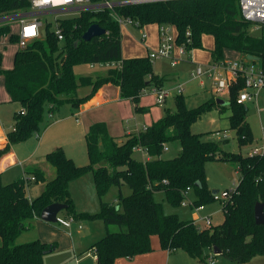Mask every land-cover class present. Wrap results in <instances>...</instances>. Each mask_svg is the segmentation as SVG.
Masks as SVG:
<instances>
[{
  "label": "trees",
  "instance_id": "trees-1",
  "mask_svg": "<svg viewBox=\"0 0 264 264\" xmlns=\"http://www.w3.org/2000/svg\"><path fill=\"white\" fill-rule=\"evenodd\" d=\"M30 6V0H0V15ZM114 11L138 21L141 28L171 24L176 30V44H185L190 51L204 49V37H211L213 45L209 51L214 62L224 61L225 52L232 50L259 57L264 68V25L260 34L251 32L253 25L244 18L240 0H160L119 5ZM111 13L109 9H86L59 19L62 40L48 23L44 37L16 51L14 66L9 70L1 68L0 50V73L4 75L10 101L20 104L13 114L15 130L7 132L8 142L0 149V156L9 152L11 145L39 131L46 111L53 115L65 103L79 109L107 84L117 86L120 97L133 102L135 112L150 111V107L140 105L141 97L151 88L161 89L165 78L154 73L148 53L124 57L122 28ZM94 23L105 28L106 33L84 40L83 34ZM8 32L9 26L0 27V41ZM82 64H110V68L105 75L78 76L75 68ZM83 87L89 91L81 95ZM243 87L240 79L230 88L227 106L220 105L216 95L217 98L213 96L190 108L184 95L178 93L175 110L165 109L164 115L145 129L120 138L110 134L105 121L93 123L85 136L88 164L77 165L63 148L57 147L46 154V161L55 171L52 179L47 180L39 167L26 170L35 177L34 181L44 182L43 190L34 199L27 195V181L32 176L9 183L0 179V264H44V256L57 249L56 243L39 238L18 243L17 239L34 220H41L42 210L54 202L67 204L65 213L75 219H101L107 226V234L91 246L97 255L96 264H115L118 258L152 251L153 236H157L162 248L181 249L196 260L207 261L215 247L228 260L240 264L264 254V223L257 224L255 219L256 204H264V155L225 151L222 141H203L202 134L191 128L207 110L216 105L227 107L231 110L230 127L239 144L252 142L248 107L238 102ZM174 140L181 143L180 153L163 159L165 144ZM137 148L143 149L150 159H137ZM209 160L230 161L241 178L222 202L224 221L201 229L194 220L166 213L155 193L163 191L172 203L182 204L186 189L194 188L196 208L215 200L207 186ZM87 174L92 175L100 198L96 213L78 211L71 197V182ZM123 186L130 188L129 194L123 193ZM112 187L119 190L116 200L104 201L103 196ZM111 225L117 229L110 230Z\"/></svg>",
  "mask_w": 264,
  "mask_h": 264
},
{
  "label": "rangeland",
  "instance_id": "rangeland-1",
  "mask_svg": "<svg viewBox=\"0 0 264 264\" xmlns=\"http://www.w3.org/2000/svg\"><path fill=\"white\" fill-rule=\"evenodd\" d=\"M76 15L77 13L70 11L45 13L41 15L40 17L44 22V25L41 28V37L45 36V29L48 23H50V29L53 30L57 26V19L73 17ZM15 27L18 28L19 26L15 25ZM145 28L147 29V27ZM250 30L254 35H258L260 33V30L254 27H252ZM141 31V28H127L126 26H123L122 41L124 57L136 56V54L139 53L137 52L139 49L141 50V53H146V45L148 42L146 43V41L144 42L141 40ZM151 34L154 35V31ZM203 42L205 46L204 49H194L192 54H189L188 57L185 56V58L175 66L171 64L168 58L160 57L152 59L154 73L165 78L162 89L170 92L165 102L159 104L157 103L155 95L151 91H146L145 95H150L152 97L151 99H153L155 104H157L156 108L160 110L161 115L159 118L164 115L165 109L169 108L172 111L175 110V97L178 94L177 87L179 85L184 87L183 95L185 97L187 106L190 108H195L208 101L213 96H216V94L212 91V78H210V76H203V85L200 83V78H195L193 76L199 64H205L209 61L210 63H213L211 53L209 51V48H211L213 45L212 38L205 36ZM1 43V68L4 70L12 69L14 66L15 53L20 48V45L9 40H2ZM243 57L244 56L240 53L227 50L224 54V61H234L236 59H242ZM109 68L110 64H97L94 67L82 64L76 66L75 72L78 76L105 75ZM214 75L217 78H225L226 72L223 70V68H218L216 71H214ZM81 90V92H84L87 90V88L83 87ZM219 98L224 101V103L220 105H228L229 96L227 94L222 95ZM10 100L11 96L6 88L4 75L0 73V124L1 129L6 134L12 129V123L14 121L13 114H15V112L20 109L19 103L12 102ZM246 106L248 107L247 120L250 124L253 134V140L248 144H239L238 139L236 138L235 130L231 129L230 127L228 116L230 115L231 110L227 107L221 108L216 105L212 109L204 112L202 116L191 125L192 131L194 133H201L203 141H222L221 146L225 151L235 153L240 152L244 155H247L254 148L260 147L264 143L262 129V127H264V89H261L259 92L258 107L254 100H249L246 103ZM67 108H69V104L65 103L60 107L59 110H55L53 115H51V112L46 111L44 113V121L40 124V130L34 132L26 140L13 144V147L17 153V157L23 162L22 165L9 168L0 175V179L3 183H9L22 177H31L32 174H28L26 172V170L30 167H39L42 170L44 169V167L48 164L46 161L47 151H49L48 149H54L52 146L51 148L50 146L49 148L43 146L32 159H27V157L29 156L30 152L39 146L41 139H38L37 133L39 132L42 135L47 123L53 121L55 122L56 120H60L62 116H65L67 114ZM67 115L71 116L70 114ZM79 122L80 124L83 123V120L80 117ZM135 123L136 121L133 120L130 125L135 126ZM140 123L142 124L143 122L140 121ZM65 133L64 126H62L58 129H55L54 131H51L49 133V138H59L63 140L62 135ZM75 149L77 165L88 164L89 156L85 136L83 137V141L76 143V145H72L71 147L67 146L68 153H73ZM180 150L181 143L178 140L170 141L165 144L161 156L163 159H171L177 156L180 153ZM134 152L136 158L142 156L141 152ZM51 177H48V179ZM90 177L91 175L89 174L87 177L73 182V191L71 197L76 208L79 206L85 207L89 213H96L100 209V198L93 179ZM240 178L241 174L236 171L235 165L230 161L209 160L206 163L207 186L210 190H232L238 184ZM27 182L28 194L30 197H32V199H34L43 190L44 182L40 180L34 181L31 179H29ZM123 190L124 192H129L130 188L125 186ZM117 196L118 188L112 187L103 196V200L112 202ZM155 199L162 202L164 211L166 213L176 214L180 219L183 220L195 219L196 223L201 229L209 227V225H207L205 221L201 219L203 217L211 216L212 226L218 225L224 221L225 215L223 211V203L219 200H212L205 203L201 207L193 208L191 205L184 206L182 204L172 203L167 198L166 193L163 191L155 193ZM195 199L196 192L193 188L189 191L187 197L184 198V200L187 202H193ZM60 215L63 218L67 217L65 211H61ZM78 224L83 226L81 230H78ZM104 227V222L101 219H76L75 224L71 228V232H73L75 238L78 239L77 246L86 248L92 239H96L104 234ZM109 229L116 230L117 227L111 225ZM69 233L70 231L68 229L62 228L55 224H50L44 221H33L32 226L22 232L20 240L31 241L35 238H39L40 240L48 243H56L57 249L47 253L45 256L46 264H72L71 262L72 260L74 262L75 258H73V244ZM153 238L157 239V236H153ZM215 259L217 264H240L228 260L222 254H219ZM201 264L211 263L209 262V259H207V261H203ZM246 264H264V254L255 256Z\"/></svg>",
  "mask_w": 264,
  "mask_h": 264
},
{
  "label": "crops",
  "instance_id": "crops-1",
  "mask_svg": "<svg viewBox=\"0 0 264 264\" xmlns=\"http://www.w3.org/2000/svg\"><path fill=\"white\" fill-rule=\"evenodd\" d=\"M159 26L160 25L153 24V25H148V26H144L141 28L142 31L147 33V38L145 41H146V43L147 42L148 43L146 45V53L145 54H147V53L149 54V51L151 49L158 46V43H159ZM126 27L128 28V27H134V26H126ZM145 27H147L148 30ZM173 29H174V32L176 34V30H175L174 26H173ZM14 30L16 32L18 30V28L15 27ZM122 30H123V27H122ZM259 30H261V29H259ZM153 31H154V35L151 34ZM148 33H150V34H148ZM149 35H150V37H149ZM147 40H149V41H147ZM12 41H14V40H12ZM1 42H2V39L0 41V50H1V44H2ZM14 42H16V41H14ZM140 51H141L140 49H139V51H137L139 53H137L136 56L145 55V54L141 53ZM193 51H194V49H193ZM193 51L190 54H192ZM133 54H135V53H133ZM242 55L244 56L242 59H245L246 57L248 58V56H245L244 54H242ZM186 57H188V55ZM170 62H171V60H170ZM256 62L261 64L260 59L257 60ZM209 63H210V61L205 63V64H209ZM201 85H203V84L201 83ZM151 90H152V88L149 89L148 91H151ZM88 91L89 90L87 88V90H85L84 92H81V95L86 94ZM212 91L214 92L213 79H212ZM183 92H184V90H183ZM183 92H182V94H183ZM145 94H146V92L142 95L141 100H140L141 106L150 107V111L145 112V113L144 112H140V113L135 112L133 102L130 99H122L120 97L119 88L115 85H112V84H107V85L103 86L96 93V95L94 97H92L86 103L82 104L79 107V109H75L69 104V108H67L66 112H67V114H70L72 117L66 114L65 116H62L60 120H56L55 122L54 121L50 122V124L44 128V133L42 134L43 136L38 132L39 133L38 139L39 140L41 139L39 146L37 148H35L32 152H30L27 159L28 158H30V159L34 158L36 153L43 146H46L47 148H49V146L51 148V146H52V148H54V149H56L57 147L63 148L66 155L68 157L72 158L75 161V163L77 164V161H76L77 157L75 155L76 149L73 151V153H68L67 146L71 147L72 145H76V143L83 141V137L86 136V132H87L89 126L95 122H98V121H105L108 124L110 134L113 136L119 137V138L126 135V134L138 133L139 131L145 129L153 121L157 120L161 115L160 110L158 108H156L157 104H155L154 100L151 99L152 97L150 95L146 96ZM219 97H221V96H219ZM257 107H258V104H257ZM79 117L83 120L82 124H80V122H79ZM133 120L136 121L135 126L130 125ZM140 121L143 123L141 124ZM54 123H56V124H54ZM12 126H13V123H12ZM62 126H64V129L66 132L64 135H62L63 140L59 139V138L50 139L49 133L51 131H54L55 129L62 127ZM85 141H86V138H85ZM7 142H8L7 134L1 129V124H0V145H1L0 149H3L7 145ZM54 149H48L49 151H47V153L54 150ZM135 151H139L142 153V156L137 157V159H139V160L150 159V156L143 149L137 148ZM134 154H135V152H134ZM22 162L23 161L19 160V158L17 157V153H16L13 145H11L9 152L4 154L3 156H0V175L3 172H5L6 170H8L9 168L15 167L17 165H22ZM51 167L52 166L48 163L43 169L45 174H46L47 180H50L55 176V171ZM87 175H89V174H87ZM87 175H85L84 177H87ZM48 177H51V178L48 179ZM84 177H82V178H84ZM90 178L93 179L92 175ZM79 179H81V178H79ZM77 180L78 179L73 180L70 184L71 195H72V191H73V187H72L73 182H75ZM124 187L125 186H123V188H122L123 193L125 195L129 194L130 191L124 192V190H123ZM27 195L30 199H32V197H30L28 194V188H27ZM109 202H111V201H109ZM182 205H184V206L191 205V207H193V202L189 201L188 204H182ZM76 209L78 211L88 212V210L85 207L79 206ZM58 215L61 216L60 213ZM70 217H72V216L67 215V217H64V218H70ZM209 217L211 218V216H209ZM72 218H74V217H72ZM34 221H44V220L36 219ZM44 222H46V221H44ZM75 222H76V219L74 218V221L72 222V224L69 227H65V226H63L57 222H55V223L47 222V223L55 224V225L60 226L62 228L68 229L70 231L69 234H70L72 244H73V258H75L74 262H73V260H72V262L70 261L72 264H96L97 263V255L95 254V252L91 248V246L96 241H98L99 239H101L102 237H104L107 234L108 228L104 224L105 225L104 234L102 236L96 238V239H92L90 244L86 248H83V247L77 246L78 239H76L73 232H71V228L75 224ZM194 222L196 223L195 219H194ZM77 228H78V230H81L83 228V226L81 224H78ZM20 237H21V235L17 239L18 243L28 242L25 240H20ZM35 239H37V238H35ZM152 247H153V250L146 252V253L138 254V255H135L133 257L118 258L116 260L115 264H201L203 262V260H196V259L189 257V255L181 249L169 251L167 249L162 248L160 246L158 238L156 239V238L152 237ZM218 255L219 254H215L214 251L210 255L215 261L214 264H217L215 258ZM45 256H44V264H46V257Z\"/></svg>",
  "mask_w": 264,
  "mask_h": 264
},
{
  "label": "built area",
  "instance_id": "built-area-1",
  "mask_svg": "<svg viewBox=\"0 0 264 264\" xmlns=\"http://www.w3.org/2000/svg\"><path fill=\"white\" fill-rule=\"evenodd\" d=\"M160 0H30L31 6L27 10L9 12L0 15V27L9 26V32L4 34L1 39L12 41L13 37H16V42L20 47H25L31 41L41 38V28L44 25L41 15L45 13L64 12L70 11L80 14L86 9H109L112 11L113 18L123 26H134L141 28L138 21L133 20L130 17H125L117 14L114 8L119 5L127 4H140L145 2H153ZM240 8L242 14L246 20L251 22L254 28L261 29L264 25V0H240ZM60 20L57 19V26L55 33L59 40L64 38L63 28L59 25ZM15 25H18V30L15 32ZM147 33L141 32V40L145 41ZM193 50H188L185 44H176V34L171 24H160L159 26V43L158 46L149 51V57L155 58H169L172 65L178 64L185 56L189 55ZM218 68H223L226 72V77L217 78L214 75V71ZM210 76L213 79V89L217 96L228 95L230 88L239 82L240 79L244 81V87L240 90L238 95L239 103H247L249 100H254L258 104L259 92L264 89V68L262 64L256 61L245 58L236 59L234 61H222L213 62L209 64H199L196 68L193 76L200 78L201 83L203 76ZM184 90L182 85L177 87V92L182 93ZM152 93L157 99V103L162 104L169 96V91L152 88ZM257 101V102H256ZM24 113V111H22ZM15 130V127L12 126ZM263 129V141H264V127ZM39 136V133H37ZM250 155H264V143L260 147L254 148ZM34 180L35 177L30 178ZM191 188H187L185 195L187 197ZM235 189V188H234ZM232 190L218 191L214 194V199L221 202L226 201ZM182 204H188L186 200ZM209 226L212 225V220L209 216L201 218ZM74 218H63L57 215L56 222L69 227ZM209 262L214 264L215 261L212 257L209 258Z\"/></svg>",
  "mask_w": 264,
  "mask_h": 264
},
{
  "label": "water",
  "instance_id": "water-1",
  "mask_svg": "<svg viewBox=\"0 0 264 264\" xmlns=\"http://www.w3.org/2000/svg\"><path fill=\"white\" fill-rule=\"evenodd\" d=\"M106 33L105 28L101 27L98 23L92 24L83 34V39L86 41L91 40L93 37L96 36H101ZM249 59L252 60H259V57L254 56V55H248ZM217 102L219 104H223L224 101L221 100L220 98L217 99ZM218 189H213L212 194H215L218 192ZM67 207V204L65 203H60V202H54L51 203L50 205L46 206L42 212H41V219L50 222V223H55L57 220V215L65 210ZM255 219L257 224H263L264 223V204L263 203H257L255 206ZM214 253L215 254H221V250L217 247L214 248Z\"/></svg>",
  "mask_w": 264,
  "mask_h": 264
}]
</instances>
